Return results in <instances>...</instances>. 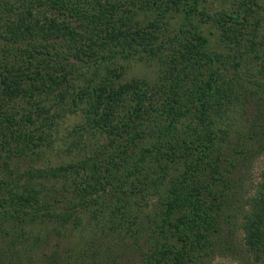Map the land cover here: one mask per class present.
<instances>
[{
    "label": "trees",
    "instance_id": "obj_1",
    "mask_svg": "<svg viewBox=\"0 0 264 264\" xmlns=\"http://www.w3.org/2000/svg\"><path fill=\"white\" fill-rule=\"evenodd\" d=\"M206 1L0 0V264L44 258L49 238L65 262L78 228L103 237L87 264H206L227 226L264 261V168L229 212L264 146V0ZM117 59H154L156 84L121 82ZM61 108L83 126L45 165Z\"/></svg>",
    "mask_w": 264,
    "mask_h": 264
},
{
    "label": "rangeland",
    "instance_id": "obj_2",
    "mask_svg": "<svg viewBox=\"0 0 264 264\" xmlns=\"http://www.w3.org/2000/svg\"><path fill=\"white\" fill-rule=\"evenodd\" d=\"M205 7L206 13H209L207 12L208 10L215 12V15H217L216 12L221 10L223 6L218 0H207L205 3ZM210 14L214 15L212 13ZM211 22L212 21L208 20L207 18L205 23L201 24L199 28L205 31L210 25H212ZM197 24L199 25L200 23ZM179 25L187 26V22L185 23L183 21V17L179 15H175L168 23L169 29L174 31L178 28ZM212 33L215 36H210L209 38L212 40L213 44L218 43L220 41L219 32L217 33L212 31ZM214 47L219 48V45H216ZM111 65L118 68V71L120 73V79L123 83L130 82L133 80H139L146 81L150 85H155L161 72L158 63L154 59H150L147 61L117 59L112 62ZM70 100V98H66L65 104L63 106L67 107V103ZM60 115L61 116L58 118L57 121V126L55 127V133L52 134L53 144L51 145V148L46 151L45 154V165H55V163L60 164L69 160L67 147H69L71 143L76 141L75 139L78 138L76 137V135H79V129L83 126V119L80 112L72 114L71 112H68L65 109L61 108ZM90 148L91 146H89L88 149ZM261 153V155L255 158L254 163L250 165V168L248 169L249 171L247 170L248 172L245 171L244 168V186L241 189L242 192L239 191V193L233 198V200L230 201V214H236L237 216H239V211L241 210V207H245L248 196L250 195V193H253V187L255 186V182L257 181V176L259 175L260 171L264 168V146L263 151ZM253 181L254 186L251 187L250 184H252L251 182ZM229 212L226 213L228 214ZM237 224L240 225V221H238ZM224 231V234L226 235L225 241L227 243L228 240V244L230 245H227V248L219 246L217 248V253L215 254L214 258H211L206 264H251L250 257L245 252L243 246L242 233L239 227L227 226L226 230ZM96 233L98 234V239L103 238L98 232H96V228H78L72 230L70 229L67 232L66 236L61 238L62 244L65 248V250L63 251V255L64 257L68 258L65 262H62L61 259L56 261L55 263L47 260V255H49L48 252H50L55 245V242L51 238H49L48 244H41L40 248H38V251L47 252L45 254L46 256L42 258L41 256L43 254L37 252L35 255L37 256L38 260H35L33 258L32 263L26 262V264H87L88 260L86 261V258H84L82 262L78 261L77 257L80 256L79 253L85 248L86 243H89L92 240V236H96ZM45 236L46 231L42 230L40 232V237ZM104 241L101 244L103 248L101 246L99 248L102 250V252L104 251V249H106L107 246L112 245L107 240ZM122 264H127V262H124ZM128 264L135 263L134 261H132ZM259 264H264V261L260 262Z\"/></svg>",
    "mask_w": 264,
    "mask_h": 264
}]
</instances>
